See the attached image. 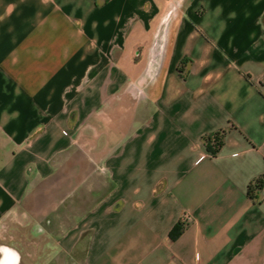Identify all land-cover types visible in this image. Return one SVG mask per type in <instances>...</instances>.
Wrapping results in <instances>:
<instances>
[{"label":"crops","instance_id":"1","mask_svg":"<svg viewBox=\"0 0 264 264\" xmlns=\"http://www.w3.org/2000/svg\"><path fill=\"white\" fill-rule=\"evenodd\" d=\"M169 1L0 0V264H264V0H185L147 90Z\"/></svg>","mask_w":264,"mask_h":264},{"label":"water","instance_id":"2","mask_svg":"<svg viewBox=\"0 0 264 264\" xmlns=\"http://www.w3.org/2000/svg\"><path fill=\"white\" fill-rule=\"evenodd\" d=\"M185 0H170L159 17L152 33L147 51L146 64L138 83H142L147 90L154 88L160 82L168 61L173 28Z\"/></svg>","mask_w":264,"mask_h":264},{"label":"trees","instance_id":"3","mask_svg":"<svg viewBox=\"0 0 264 264\" xmlns=\"http://www.w3.org/2000/svg\"><path fill=\"white\" fill-rule=\"evenodd\" d=\"M191 60L189 58H183L178 66V73L182 79H185L187 76V69L190 65ZM227 133V130H220L215 133H212L206 136L203 139L206 150L212 155L216 156L221 150L224 142V137ZM264 186V175L257 178L253 182H251L246 190V196L250 200H256L257 194L262 190ZM182 232V224H177L173 230L170 232L169 236L171 239L177 238ZM84 237L81 238L80 243H83Z\"/></svg>","mask_w":264,"mask_h":264},{"label":"rangeland","instance_id":"4","mask_svg":"<svg viewBox=\"0 0 264 264\" xmlns=\"http://www.w3.org/2000/svg\"><path fill=\"white\" fill-rule=\"evenodd\" d=\"M169 0H164V3H167Z\"/></svg>","mask_w":264,"mask_h":264}]
</instances>
